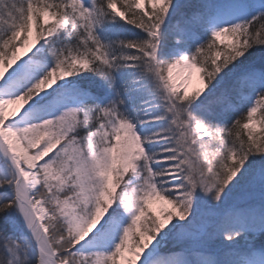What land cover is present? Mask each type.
<instances>
[{
  "label": "snow or ice",
  "instance_id": "6c2138e0",
  "mask_svg": "<svg viewBox=\"0 0 264 264\" xmlns=\"http://www.w3.org/2000/svg\"><path fill=\"white\" fill-rule=\"evenodd\" d=\"M0 264H264V0H0Z\"/></svg>",
  "mask_w": 264,
  "mask_h": 264
},
{
  "label": "rangeland",
  "instance_id": "374dc122",
  "mask_svg": "<svg viewBox=\"0 0 264 264\" xmlns=\"http://www.w3.org/2000/svg\"><path fill=\"white\" fill-rule=\"evenodd\" d=\"M221 39L225 40V41H230V39L228 37H226V36H222ZM175 72H176L178 78H179V75H182V73H180L179 70H175ZM197 82H198V77L194 76L192 84L190 85V89H191V87L195 86V84ZM256 127L258 129L259 126L256 125ZM152 207H153L154 211H158L159 205L157 203H153Z\"/></svg>",
  "mask_w": 264,
  "mask_h": 264
},
{
  "label": "trees",
  "instance_id": "16d2710c",
  "mask_svg": "<svg viewBox=\"0 0 264 264\" xmlns=\"http://www.w3.org/2000/svg\"><path fill=\"white\" fill-rule=\"evenodd\" d=\"M226 37H228V36H226ZM229 39H231L230 37H228Z\"/></svg>",
  "mask_w": 264,
  "mask_h": 264
}]
</instances>
